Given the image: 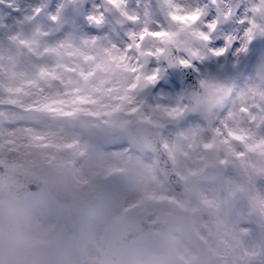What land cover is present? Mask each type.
Returning a JSON list of instances; mask_svg holds the SVG:
<instances>
[{
  "label": "clouds",
  "instance_id": "clouds-1",
  "mask_svg": "<svg viewBox=\"0 0 264 264\" xmlns=\"http://www.w3.org/2000/svg\"><path fill=\"white\" fill-rule=\"evenodd\" d=\"M0 264H264V0H0Z\"/></svg>",
  "mask_w": 264,
  "mask_h": 264
}]
</instances>
